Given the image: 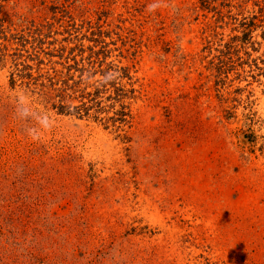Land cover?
<instances>
[{
    "label": "rangeland",
    "instance_id": "1",
    "mask_svg": "<svg viewBox=\"0 0 264 264\" xmlns=\"http://www.w3.org/2000/svg\"><path fill=\"white\" fill-rule=\"evenodd\" d=\"M0 264H264V0H0Z\"/></svg>",
    "mask_w": 264,
    "mask_h": 264
},
{
    "label": "trees",
    "instance_id": "2",
    "mask_svg": "<svg viewBox=\"0 0 264 264\" xmlns=\"http://www.w3.org/2000/svg\"><path fill=\"white\" fill-rule=\"evenodd\" d=\"M59 111L61 112V113H64L65 111H67L66 109H68V107H66V106H63V105H60L59 106ZM80 109L81 108H74V110L73 111H75L74 113H80ZM66 113H70V112H66ZM120 115L122 116V115H126V113H124L123 111L120 113Z\"/></svg>",
    "mask_w": 264,
    "mask_h": 264
}]
</instances>
